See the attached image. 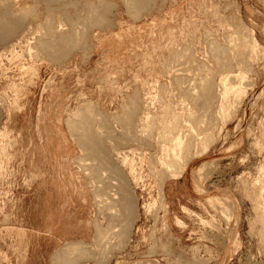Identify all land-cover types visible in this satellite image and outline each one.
Returning a JSON list of instances; mask_svg holds the SVG:
<instances>
[{"label":"rangeland","instance_id":"374dc122","mask_svg":"<svg viewBox=\"0 0 264 264\" xmlns=\"http://www.w3.org/2000/svg\"><path fill=\"white\" fill-rule=\"evenodd\" d=\"M37 1L22 2V7L36 2L38 16H28L25 30L0 48V264H58L52 255L68 243L89 246L92 257L77 264H264L256 200L264 186V0H156L151 11L134 18L121 0H109L118 4L109 15L110 27L87 28L89 48L76 49L61 63L31 50L47 29L41 21L47 7ZM80 1L79 12L78 4L64 7L78 23V13L86 14V1ZM40 23L46 27L38 31ZM234 37L258 44L244 79L248 94L216 142L194 157L181 179H167L161 192V166L153 161L162 152L155 139L153 148L144 149L119 141V150L129 153L126 167L111 143L114 164L125 167L128 176L134 162L142 179L137 185L131 174L125 175L137 201L136 222L125 248L102 261L95 223L106 228L107 220L76 161L83 153L66 120L89 102L111 119L138 90L141 99L152 102L173 88L168 70L179 59L173 58L175 50L191 45L192 56L212 68L206 40L231 47ZM22 64L33 70L22 72ZM177 91L167 98L175 93L177 101Z\"/></svg>","mask_w":264,"mask_h":264},{"label":"bare ground","instance_id":"6f19581e","mask_svg":"<svg viewBox=\"0 0 264 264\" xmlns=\"http://www.w3.org/2000/svg\"><path fill=\"white\" fill-rule=\"evenodd\" d=\"M24 1L26 2L27 0H0V48L17 38L25 30L28 16L31 17L35 14L36 8L35 10L33 8L37 7L36 2L33 3L35 4L34 6H27L28 4L25 3L22 7V2L24 3ZM39 1H37L39 4L43 3L47 7V14L41 20H44L43 23L44 25L47 24V27H43L41 22L40 25L42 27L38 24V28L41 27L38 31L45 27L47 29L42 30V36L44 37L41 36L39 41L38 38L35 41L37 46H34L33 42V44L31 43L34 46L31 50L38 49V52L45 54L55 63L65 61L77 51L76 49H82V46L89 48L88 45L85 46V44H88L86 40H89V38L86 39L87 36L89 35L90 37L87 28L88 30L90 27L94 29L95 26L105 29L104 27L107 25L110 27L111 19L109 20V15L112 13V9L118 7V4L109 0H85L86 5L84 4L85 6H82V9L83 7L85 8L83 11L86 14L84 12L85 15L83 16L82 12L78 13L82 16L77 18L76 21L79 20L78 23L75 22V18L70 13L64 10V7L67 8V6L70 7L72 5L74 7L77 4V6H80L82 1L79 0L80 3L78 0ZM121 1L126 5V11L129 10V12L127 11L129 14L132 12V16L136 13L137 17L139 14V17L141 16L142 13L140 12L142 11H151L152 6H156L157 3L156 0ZM80 8L81 6L77 7L78 10H75L79 12ZM75 16L79 17L77 14ZM134 17L136 16L132 18ZM75 23L76 25L77 23L81 25L79 27L80 30H77ZM105 24L107 25L105 26ZM208 35H206L205 39L209 38ZM236 37L234 38L237 39ZM211 38L208 41L206 40L205 47L210 53L208 56L211 55L210 59L213 60L210 61L215 64V69L218 72L217 70L216 72L212 71L213 65L210 68L208 63H203L202 61L199 63L192 56L193 51L190 49L193 48L191 45L190 47L175 50L173 58L176 60L179 58L181 65L176 64L178 60L175 63L171 60L174 65L176 64V66L173 65L171 68H169L170 66L168 67V74H170L173 79L172 82H174L172 83L173 88L170 91L166 90L167 88L163 89L167 91V94H171L172 90H179L180 95L177 101L174 92L169 99L167 94L163 93L164 95H162L161 93L158 98L154 97L151 99L152 102H149V99L144 101L141 99L140 91L136 89L138 90L136 93L130 97L128 96L129 105H126L123 108L124 110L122 109L121 113L123 115L121 113L120 115H112V120L109 116H105L106 113L103 114L90 102L83 104L66 120V125H68L70 132H72L73 137L80 145V151L83 153V156L76 161L84 169L85 172L82 171L86 176L90 178L89 182L90 186L93 187L92 193L96 203L95 206L97 205L99 213L103 214L107 220L108 225L106 228L100 222H94L97 235L95 242L97 243V248H102L99 253L102 254V261L109 259L114 250L118 251L120 249L121 251L125 248L126 241L132 233L136 222L137 201L135 202L132 188L130 189L132 184L130 183L129 185V181L131 182V180L127 181L126 174H124V168L130 162L129 153L127 151L126 153L121 152L118 142L126 140L129 143L125 142V144L133 147L136 145L139 149L142 147L143 149L144 147L153 148L155 144L160 148L161 156L153 161V165L161 166L159 172L161 174V183L159 185H161L162 192L163 185L167 179H181L194 157L201 156L209 150L221 134L224 124L233 118V115L240 109L242 101L248 94L244 79L246 78V72L248 70L251 71V68H253L255 56L257 57L256 53L254 54L256 48H258L257 41L252 38L249 41L246 40L240 43V40L237 39L238 43L237 40H232V38V41H228L234 46L225 47L218 40ZM177 65L184 67L180 69ZM195 66L196 68H194ZM21 68L24 70L22 72L33 70H28L29 68L24 67L23 64ZM175 68L176 70H174ZM192 70L194 71L192 72ZM191 72L193 74L196 73V76H192ZM197 72L199 73L198 75ZM188 73L190 74L187 75ZM161 92L163 91L161 90ZM156 101L159 102L160 112L158 108L156 110L154 105ZM178 106H180V110H178ZM156 130L159 131V135L155 134L154 131ZM111 143L113 147L115 145V158L122 166H125L123 170L117 164H114L115 162L111 159ZM130 151H133L132 148ZM130 174L133 177V181L137 185L140 184L142 176L137 171L134 162L130 164ZM128 176L127 178H129ZM262 190L264 191V186L261 192L255 196L258 204H260V209L258 207L257 209L261 210L259 220L264 228V192ZM114 240L115 243L111 244ZM88 249L89 246L84 243H68L65 247L56 251L52 255L53 257L51 256L52 262L77 264L81 258L89 255ZM90 257H92V254ZM89 258H86V260Z\"/></svg>","mask_w":264,"mask_h":264}]
</instances>
